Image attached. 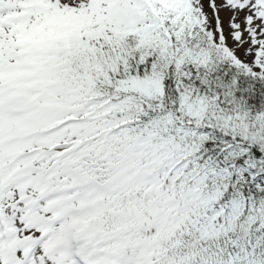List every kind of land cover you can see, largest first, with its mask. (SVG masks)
I'll return each mask as SVG.
<instances>
[{"label":"snow or ice","instance_id":"1","mask_svg":"<svg viewBox=\"0 0 264 264\" xmlns=\"http://www.w3.org/2000/svg\"><path fill=\"white\" fill-rule=\"evenodd\" d=\"M0 264H264V0H0Z\"/></svg>","mask_w":264,"mask_h":264}]
</instances>
